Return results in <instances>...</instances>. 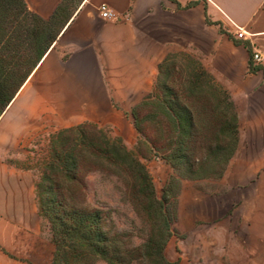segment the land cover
<instances>
[{
	"label": "crops",
	"instance_id": "obj_1",
	"mask_svg": "<svg viewBox=\"0 0 264 264\" xmlns=\"http://www.w3.org/2000/svg\"><path fill=\"white\" fill-rule=\"evenodd\" d=\"M24 1L49 20L64 0ZM102 4L118 21L101 18ZM233 25L247 35L238 39ZM253 49L264 51V0H80L0 118V264H40L45 256L36 178L2 151L86 122L134 147L132 110L153 94L160 65L185 55L229 93L237 154L242 138L264 141V70L250 69ZM255 170L264 162L245 165Z\"/></svg>",
	"mask_w": 264,
	"mask_h": 264
},
{
	"label": "trees",
	"instance_id": "obj_2",
	"mask_svg": "<svg viewBox=\"0 0 264 264\" xmlns=\"http://www.w3.org/2000/svg\"><path fill=\"white\" fill-rule=\"evenodd\" d=\"M64 1L43 20L24 0H0V118L40 63L66 18ZM185 56V55H184ZM164 61L153 94L131 113L138 149L92 122L52 134L39 171L40 215L53 240L50 264H178L165 257L183 181L219 179L238 150L239 122L229 93L196 61ZM172 168L161 196L141 159ZM117 179L141 221L142 238L117 229L113 212L91 206L88 177Z\"/></svg>",
	"mask_w": 264,
	"mask_h": 264
},
{
	"label": "rangeland",
	"instance_id": "obj_3",
	"mask_svg": "<svg viewBox=\"0 0 264 264\" xmlns=\"http://www.w3.org/2000/svg\"><path fill=\"white\" fill-rule=\"evenodd\" d=\"M79 1L64 0L66 13H70ZM175 56L179 65L192 67L187 56ZM101 128L107 130L110 137L120 138L130 151H137L138 135L136 144L131 147L123 136L114 134L109 127ZM52 134L48 130L32 143L2 153L14 168L32 170L37 184L39 171L48 157ZM241 141L239 152L234 154L232 164L227 167V174L224 172L219 179L182 182L177 197V221L165 248L168 261L178 264H264V170L245 171L248 163L264 162V141L250 138ZM141 161L147 166L156 192L161 196L172 168L157 158ZM88 185L89 204L110 209L117 229L133 235L134 243L140 244L142 224L124 199L122 184L115 178L95 173L89 175ZM40 217L45 252L40 264H50L53 240L49 223Z\"/></svg>",
	"mask_w": 264,
	"mask_h": 264
},
{
	"label": "built area",
	"instance_id": "obj_4",
	"mask_svg": "<svg viewBox=\"0 0 264 264\" xmlns=\"http://www.w3.org/2000/svg\"><path fill=\"white\" fill-rule=\"evenodd\" d=\"M98 12L103 20L118 21L119 16L113 12L106 4H102L98 8ZM236 29V36L238 39H243L247 35L246 31L242 28L233 25ZM250 69H263L264 70V51L261 49H253L251 52Z\"/></svg>",
	"mask_w": 264,
	"mask_h": 264
}]
</instances>
